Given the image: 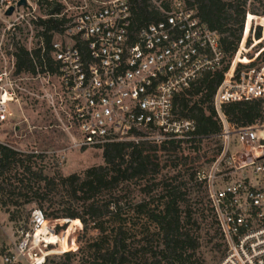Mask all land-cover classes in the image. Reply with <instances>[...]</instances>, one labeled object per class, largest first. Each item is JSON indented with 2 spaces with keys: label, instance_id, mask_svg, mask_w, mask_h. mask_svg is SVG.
<instances>
[{
  "label": "built area",
  "instance_id": "2783aa9c",
  "mask_svg": "<svg viewBox=\"0 0 264 264\" xmlns=\"http://www.w3.org/2000/svg\"><path fill=\"white\" fill-rule=\"evenodd\" d=\"M17 2L0 0L3 16L10 6L9 15L19 14ZM65 19L61 30L52 32L48 57L43 42L28 50L33 72L19 76L15 63L0 65V121L7 118V104L24 91L44 106L46 127L64 133L74 149L146 143L160 161L162 155L187 156L185 147L214 141L210 169L197 170L196 180L205 186L222 243L217 264H264V126H237L223 111L226 103L264 99V59L259 52L247 55L251 27L228 48L222 43L226 33L209 28L183 0L144 23L133 20L130 0L83 1ZM14 26L9 21L6 31ZM216 71L222 78L209 103L219 130L200 134L194 119L180 112L178 97ZM19 79L32 85L21 87ZM172 143L179 146L173 150ZM45 219L40 208L31 211L28 225L17 227L5 263L27 260Z\"/></svg>",
  "mask_w": 264,
  "mask_h": 264
},
{
  "label": "trees",
  "instance_id": "16d2710c",
  "mask_svg": "<svg viewBox=\"0 0 264 264\" xmlns=\"http://www.w3.org/2000/svg\"><path fill=\"white\" fill-rule=\"evenodd\" d=\"M147 1L130 0L132 17L136 23L156 21L161 18V13L149 9ZM244 2L245 0L235 5L232 13L227 12L228 7H233L232 3L224 0H195L186 3L189 7L195 8L197 17L209 28L226 33L222 43L228 48H233L240 39L244 18L246 21L249 20L245 24L244 37L252 20L255 19L256 24L264 26V16H254L250 10L245 14ZM60 13H62V5L57 4L49 12L50 17L38 20V23L43 25L42 36L46 57H48L52 32L60 31L66 21L65 14L53 16ZM256 35L252 47L264 39V36L260 37L259 31ZM35 52L38 56L37 51ZM15 69L17 73L34 71L29 53L24 48L20 47L15 52ZM221 78L220 71L206 73L194 86L178 97L180 112L194 119L197 132L200 134L219 130L214 109L209 101ZM193 96L198 97L193 99ZM263 100L258 98L226 103L223 105V111L227 119L237 126L252 125L263 116L261 106ZM178 146L172 143L169 148L174 150ZM151 150L146 143H110L103 147V164L88 167L82 172L68 175L56 172L48 176L43 174L41 169L31 170L33 155L29 154L25 159H20L17 158L20 155L17 151L7 145H0V170H8L11 165L22 166L28 176L18 177L20 184H23L24 180L28 182L33 180L38 184L43 182V185H38L33 196H36V202L46 218L44 227L50 232L52 238L50 244L57 246L50 249L63 253L62 264H73L75 253L69 250L75 249L73 246L75 235L82 225L84 229L92 228L98 232L97 239L86 246V264H127L128 256H133L137 252L132 245L133 242H130L131 240L128 242L131 236H135L132 232L137 227V217L142 218L141 238L146 241L147 246L150 245L154 235L160 236V248L157 252L146 245L143 247L144 253L151 252L152 255L160 256L156 264L161 261L163 264H203L198 257H195V251L199 246L198 236L193 233L191 227H187L191 223L197 225V221L193 218V211L188 204L189 198L187 199V190L184 187L186 182L178 181L180 176L157 181L155 176L160 165ZM177 166L178 168L182 166L179 160L161 161V171L167 170L164 176H170L167 175L168 172L178 170ZM188 176L189 180H194L195 185H202L196 180V171H191ZM158 185H161L162 189L157 195L158 204L153 205L155 200L153 198L156 196L153 190ZM40 189L41 192L37 193ZM56 195H60L62 198L60 202L65 205L52 207V199ZM138 195H141L140 199H137ZM31 201L32 199L28 197L24 202ZM198 202H202L201 199ZM184 203H187L186 208L181 209V204ZM205 209L212 217L207 201L205 208L201 203V209H198L202 218L206 217L202 213ZM54 225L61 226L58 232L54 231ZM144 264L149 263L145 261Z\"/></svg>",
  "mask_w": 264,
  "mask_h": 264
},
{
  "label": "rangeland",
  "instance_id": "374dc122",
  "mask_svg": "<svg viewBox=\"0 0 264 264\" xmlns=\"http://www.w3.org/2000/svg\"><path fill=\"white\" fill-rule=\"evenodd\" d=\"M27 3L24 6L18 7L19 14L5 15L3 16L2 7L0 6V39H2V48L0 52V65L4 62L7 64L15 63V52L18 48H24L25 50H35L38 45L43 42V25L38 23L40 18L47 19L51 15L49 12L51 9L62 5V12L66 15L73 13L77 6L83 1H87L90 4L99 2L102 0H26ZM185 3L195 2V0H183ZM231 2L233 7H228L227 12L232 13L234 6L243 3L244 0H224ZM174 0H148L149 9H154L161 13L165 8L170 7ZM245 14L250 12L254 16H264V0H245ZM187 4V3H186ZM196 6V4H195ZM21 15V16H19ZM11 16V17H10ZM53 16H58L53 14ZM9 21H14V30L6 31V25ZM242 21V31L240 37L245 35L244 27L246 22ZM259 22V21H258ZM231 24V21L229 22ZM251 31L248 36L246 45L249 47L253 44V39L257 38V31L260 33V37L264 36V26L256 24V20H252ZM254 29V35L251 36ZM258 37V38H260ZM264 39L262 42L257 43L256 46L251 47L247 52L248 57H252V53L259 52V58L264 59ZM29 53V52H28ZM27 74V72H21L18 75ZM21 87L32 85V82L19 79L17 81ZM36 88V87H35ZM24 92V91H23ZM23 92H18L17 100H13L7 104V118L0 121V145H7L17 151L20 155L17 156L20 159H25L26 155H33L31 163V170H42V173L48 176L53 175L56 172L62 175H68L73 172H82L88 167L103 164L102 150L103 147H88L83 149H74L70 147L67 136L52 127H46L48 121L46 118L42 119V112L44 106L37 100L30 99L28 95ZM198 96H193L195 99ZM263 116L255 123L264 126V100L261 103ZM193 146H196L193 148ZM216 147L214 141L204 140L200 143L189 145L185 147L184 152L189 153L187 156L180 152H172V154L162 155L159 161V170L156 173L155 179L157 181L168 179L174 176H180L177 180L186 182L184 185L187 190L188 204L193 211V218L197 221L196 224H188L187 227H191L193 233L198 236L199 246L195 251V257H198L203 264H217L219 261L223 247L221 245L220 237L215 226V223L211 216L207 213V210L202 213L206 216L202 218L198 209H201V203L206 207V189L204 185H195L194 180H189L188 173L191 171H197L199 169L208 171L210 156ZM150 149H152L150 147ZM152 151V150H151ZM1 155V154H0ZM209 158V159H208ZM162 160H179L182 166L174 172H168L167 170L161 171ZM19 163V162H17ZM174 168L175 165H172ZM189 168V171L186 170ZM27 177L28 173H24L23 167L18 165H11L8 170H0V264L5 263L3 258L9 255L12 250L13 244L17 238V227L20 224L28 225L30 213L34 208H39L37 204L36 196H33V192L38 188V185H43V182L36 183L33 180L29 182L24 180L23 184H20L18 177ZM26 186V187H24ZM162 186L158 185L153 190L154 202L153 205L158 204V196L161 192ZM183 189V186H182ZM41 192V189L37 192ZM26 195V196H25ZM32 199L31 202L25 203V198ZM32 197V198H31ZM141 195L137 196L140 199ZM201 199L202 202H198ZM60 195L54 196L52 199V207H62ZM187 204V203H186ZM186 204H181V209L186 208ZM61 205V206H60ZM65 205V204H64ZM52 219V218H49ZM137 227L134 229L133 234L128 242H133V246L137 249V252L133 256H128L129 261L127 264H144L145 261L149 264H156L159 260V255H152L151 252H143V247L147 246L146 241L141 237L142 218L137 217ZM130 226V225H128ZM60 225H54V231L60 230ZM98 232L95 229H84L83 225L77 230L75 235V249L69 250L75 253L73 264H86L87 254L86 246L97 239ZM52 243L50 232L45 230V227L38 233H35L29 249L26 252L27 260L21 259L19 261L10 264H62L64 262L63 253H57L50 248H56V245ZM151 250H157L160 248V236L154 235L150 245ZM159 264H163L161 261Z\"/></svg>",
  "mask_w": 264,
  "mask_h": 264
},
{
  "label": "water",
  "instance_id": "95a60500",
  "mask_svg": "<svg viewBox=\"0 0 264 264\" xmlns=\"http://www.w3.org/2000/svg\"><path fill=\"white\" fill-rule=\"evenodd\" d=\"M27 3L26 0H18L17 2V6H24L25 4ZM13 11V6H10L7 11H6V14L9 15L11 14V12Z\"/></svg>",
  "mask_w": 264,
  "mask_h": 264
},
{
  "label": "bare ground",
  "instance_id": "6f19581e",
  "mask_svg": "<svg viewBox=\"0 0 264 264\" xmlns=\"http://www.w3.org/2000/svg\"><path fill=\"white\" fill-rule=\"evenodd\" d=\"M44 224H45V220L43 221V224L39 228H37L35 233H38L44 227Z\"/></svg>",
  "mask_w": 264,
  "mask_h": 264
}]
</instances>
